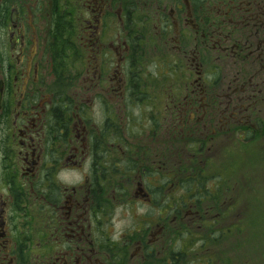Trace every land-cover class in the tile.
I'll return each mask as SVG.
<instances>
[{"label":"flooded vegetation","instance_id":"flooded-vegetation-1","mask_svg":"<svg viewBox=\"0 0 264 264\" xmlns=\"http://www.w3.org/2000/svg\"><path fill=\"white\" fill-rule=\"evenodd\" d=\"M121 1L0 0V264H186L193 250L191 264H215L231 233L213 139H264V0H134L143 36L139 3ZM59 5L78 21L65 74ZM140 47L165 53L160 74L135 67ZM58 73H77L78 91ZM136 108L149 118L130 120Z\"/></svg>","mask_w":264,"mask_h":264},{"label":"rangeland","instance_id":"rangeland-1","mask_svg":"<svg viewBox=\"0 0 264 264\" xmlns=\"http://www.w3.org/2000/svg\"><path fill=\"white\" fill-rule=\"evenodd\" d=\"M138 9V13L134 16V30L137 26L136 29H139L142 36L149 35L154 29L153 26L152 28L145 27L143 29L145 17L142 2L139 3ZM71 20L73 21L72 24L77 26L78 21L74 16H72ZM149 49V52L153 50L152 48ZM145 51V54L143 52L144 58L140 56L141 54L137 55L139 64L137 63V66L135 64V67L142 68V65L146 64L151 72L160 74L158 64H160L161 60L159 58L160 56L162 57L161 53L163 56L165 53L161 52L160 47L153 50V54L152 52L150 54L146 48ZM85 56L86 52L82 48V91L89 87L85 83L86 75L83 69V60ZM156 62L157 69L155 67ZM205 70L207 72H212L214 70V65L209 62ZM140 72H142V70ZM78 77L76 73L72 75L70 83L63 81L62 90H67L71 92V94L78 91ZM185 77V81L191 79L189 71L184 73V78ZM172 79L173 78L170 77L168 81L170 82ZM156 84H161V82L158 81ZM156 84H154V86H156ZM163 86L164 83H162L159 88ZM156 90H158V88H156ZM89 99L92 98L88 97V101L85 102L87 106H85L83 113L92 125H100L104 116L98 106H90L91 103ZM139 108H136V110L131 113L130 120L145 121L149 118L146 115L144 116L146 113L142 112ZM113 119L119 120L120 118L116 114H113ZM234 135L235 134L231 132L229 138H222L221 136L222 140L217 138L213 139L215 146L222 147V152L219 151L218 156L221 159L220 161L226 163L227 167L224 168L229 170L228 176L231 187V192L229 193L230 199L233 197L236 199H231L233 204H231L229 209L231 233L214 244V250L218 253L215 264H224L225 262L228 264H264V139L258 143V146L255 148L247 145L246 142L243 143L237 136V138H234ZM215 165L222 167L220 164ZM212 167L214 168L215 166ZM61 179L64 183L67 182V184L73 185L78 182L79 173L70 172L62 175ZM184 240L185 238L182 241L183 244ZM197 249H199V245ZM202 254L203 253H199L196 250L191 251V256L187 258L186 264H191V260L195 261L197 255L200 257Z\"/></svg>","mask_w":264,"mask_h":264},{"label":"trees","instance_id":"trees-1","mask_svg":"<svg viewBox=\"0 0 264 264\" xmlns=\"http://www.w3.org/2000/svg\"><path fill=\"white\" fill-rule=\"evenodd\" d=\"M126 8H134L135 4L139 3V1H134V0H123L121 1ZM135 21V19H134ZM72 20L68 16L67 12L63 10V6L59 5L55 9V20H54V29H53V37L51 38L53 40L52 46H53V53L55 56V66L56 69L60 71L61 74H65L63 71V68L67 67L68 60L67 56L68 53H70V50L74 49L75 44L72 43L74 42L69 36H70V31L73 28ZM134 24V23H133ZM138 50H140V56L144 58L143 52H145L143 47H140ZM137 63L139 64L138 58ZM58 73V78L61 81H64L66 78L65 76L61 75ZM63 78V79H62ZM66 126L69 127V124L66 122Z\"/></svg>","mask_w":264,"mask_h":264}]
</instances>
